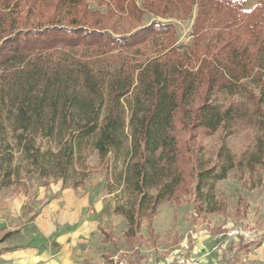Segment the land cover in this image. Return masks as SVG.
Returning <instances> with one entry per match:
<instances>
[{"label":"trees","instance_id":"1","mask_svg":"<svg viewBox=\"0 0 264 264\" xmlns=\"http://www.w3.org/2000/svg\"><path fill=\"white\" fill-rule=\"evenodd\" d=\"M92 1L104 10L0 0V190L29 174L77 190L96 151L131 243L161 202L215 212L217 180L264 165V0ZM191 18L182 52L173 20ZM243 128L254 140L236 160L227 139Z\"/></svg>","mask_w":264,"mask_h":264},{"label":"rangeland","instance_id":"2","mask_svg":"<svg viewBox=\"0 0 264 264\" xmlns=\"http://www.w3.org/2000/svg\"><path fill=\"white\" fill-rule=\"evenodd\" d=\"M255 2L248 1L245 8H250ZM137 3L141 6L142 0H137ZM88 4L92 10H104L92 0H88ZM154 19L156 18L153 15L146 14L141 24H148ZM173 22L176 46L182 52H187L192 43L190 35L192 18ZM222 98L221 95L217 96V100ZM254 134L253 129L243 128L227 139V145L236 160L251 148ZM219 136L217 132L204 140L206 156L213 155L217 149ZM15 162H20L18 152H15ZM87 163L95 170L88 174L85 182L100 183L101 191L107 196L106 200L112 208V213L118 215L113 209L121 194L113 176L109 175L110 186L107 185L104 170L98 167L99 157L96 151L88 156ZM58 182L61 183L50 182L44 186L38 175L24 176L18 184L0 190V208L1 203L8 197L23 193L28 197L21 214V219L25 220L52 196L48 191H44L39 195V199H36L39 188H48ZM212 195L218 208L215 212H195L193 197L187 195L181 196L178 204L167 200L161 202L154 217L141 220L139 238L131 243L124 237L126 221L125 225L113 223L112 232L123 230V233L114 237L115 240H111L112 253L117 252V257L126 264H165L164 258L169 250L179 242L187 240L200 264H264V165L257 166L252 172L245 168L230 169L226 178L214 183ZM12 229L11 226L0 229V237ZM235 230L237 234L227 235L228 232ZM2 243L3 241L0 242V249Z\"/></svg>","mask_w":264,"mask_h":264},{"label":"crops","instance_id":"3","mask_svg":"<svg viewBox=\"0 0 264 264\" xmlns=\"http://www.w3.org/2000/svg\"><path fill=\"white\" fill-rule=\"evenodd\" d=\"M100 185L85 182L74 190L60 189L58 182L41 187L36 199L44 191L52 196L25 220L21 214L27 195L16 193L5 199L0 208V229H13L2 243L0 264H113L117 252L112 253L111 240L123 230L112 232V225H125V220L112 213Z\"/></svg>","mask_w":264,"mask_h":264},{"label":"built area","instance_id":"4","mask_svg":"<svg viewBox=\"0 0 264 264\" xmlns=\"http://www.w3.org/2000/svg\"><path fill=\"white\" fill-rule=\"evenodd\" d=\"M237 234V231L228 232L227 235ZM222 235V234H221ZM114 264H126L117 255L113 258ZM165 264H200L198 257L192 252L187 240L179 242L172 247L164 258Z\"/></svg>","mask_w":264,"mask_h":264}]
</instances>
